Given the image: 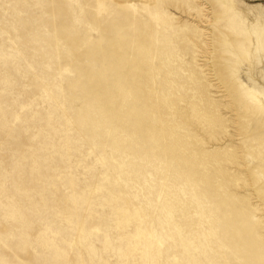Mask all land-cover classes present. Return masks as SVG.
<instances>
[{"label":"rangeland","instance_id":"1","mask_svg":"<svg viewBox=\"0 0 264 264\" xmlns=\"http://www.w3.org/2000/svg\"><path fill=\"white\" fill-rule=\"evenodd\" d=\"M234 22L216 0H0V264H264V98L233 75L229 46L260 83Z\"/></svg>","mask_w":264,"mask_h":264},{"label":"bare ground","instance_id":"2","mask_svg":"<svg viewBox=\"0 0 264 264\" xmlns=\"http://www.w3.org/2000/svg\"><path fill=\"white\" fill-rule=\"evenodd\" d=\"M216 2L222 13L224 14V17L231 23L232 21H235L233 24V29L235 32L252 34L256 41V47H254L253 54L255 63L254 74L258 76V78L260 79V83H257L250 77V64L244 59L245 57L249 58L250 56L246 50L242 49L241 55H238L235 50L230 48V46H227V52L231 53L234 57L235 71L233 72V75L241 86L244 95L249 98V101H257V103L261 105V102H259V97L264 98V24L260 22V19L264 20V11L256 9L257 14L252 13V19L249 25H247L243 14L241 12H238L234 7V3L244 4L240 0H216ZM248 7L250 8V10H253L254 8L252 5H248ZM112 71L113 86L118 73L116 72L117 69L115 67L112 69ZM124 75L130 77L123 78L122 76L120 78V81L116 82V84L122 88V90H120L121 92H124L125 94L131 96L129 97V102H131L134 95H139L140 97L143 94L142 90H144V86L140 82H138L137 79L134 78V76L129 75L128 73H124ZM133 82L138 88L137 92L133 87Z\"/></svg>","mask_w":264,"mask_h":264}]
</instances>
